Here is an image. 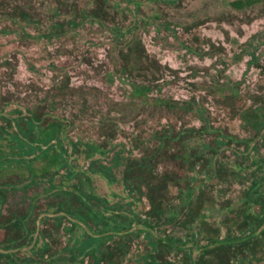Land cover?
<instances>
[{
  "label": "rangeland",
  "instance_id": "374dc122",
  "mask_svg": "<svg viewBox=\"0 0 264 264\" xmlns=\"http://www.w3.org/2000/svg\"><path fill=\"white\" fill-rule=\"evenodd\" d=\"M244 1L250 0H0V10L24 11L32 20L15 33L1 30L7 24L0 22V108L25 109L46 99L54 116L69 121L68 136L77 143L72 163L88 170L83 190L116 207L138 198L135 213L161 238L155 264H264V248L252 256L237 244L219 250L212 242L240 235L235 223L248 186L259 177L256 164L264 161V131L255 133L240 119L250 108H264V0L241 8ZM135 42L153 72L120 77L121 53ZM161 132L185 137L188 152L173 142L167 153L190 155L193 164L184 173L166 155L157 156L151 187L128 192L125 167L158 146ZM92 141L107 152L87 156L82 142ZM113 144L122 156L107 183L89 163L109 164ZM13 145L0 135V150ZM179 175L189 181L174 182ZM4 176L0 186L15 181ZM33 191L8 188L1 209L22 212ZM39 204L44 207V198ZM42 209L51 222L56 212ZM153 210L160 215L145 216ZM42 217L39 228L46 224ZM141 228L137 223L128 237L107 239L110 247L122 243L123 253L115 247V264H141V256L149 264L147 239L153 237ZM89 240L75 247L84 252Z\"/></svg>",
  "mask_w": 264,
  "mask_h": 264
},
{
  "label": "trees",
  "instance_id": "16d2710c",
  "mask_svg": "<svg viewBox=\"0 0 264 264\" xmlns=\"http://www.w3.org/2000/svg\"><path fill=\"white\" fill-rule=\"evenodd\" d=\"M256 2L257 0H250L238 4L244 8ZM24 14L27 13L17 11L14 8L0 10V22L7 24L1 30L15 33L19 32L22 26H29V22L32 20H29ZM121 59L120 77L136 79V74L139 77L142 76L141 73H143L144 68L148 72H153V63L140 42L132 44L125 55L121 53ZM251 61H256V58L252 57ZM140 86H143L142 83ZM45 101L46 99L33 107L14 108L7 112L4 111L6 106L0 108V135L7 134L14 143L10 150H0V174H4V178H15V181H7L0 186V230L4 231V237L0 240V247L4 248L0 252V262L4 261L11 264L12 253L24 248V256L21 255L19 260L21 263L49 264V259L46 260L45 258L49 244L44 239L58 234L46 232H59L64 229L69 231L82 230L78 235L75 233L72 235L73 239L77 240L78 243L82 242V245H84V241L90 239V246L86 247L83 252L84 255H91L93 249L100 247V253L94 260L95 263L104 264L105 262V264H109L113 261V253L101 248L104 244L103 241L113 235L120 237L131 235L132 226L137 223L142 225L140 232L153 237V240L147 239V243L152 247V253H147L152 258L147 263L156 261L153 252L155 247L161 243V238L153 235L154 227L152 224L146 219H139L132 210L131 217L125 215L121 219L108 217L103 214L105 211L97 212L95 210L97 204L106 206L107 203L100 197L91 193L88 194L83 190L82 178H87L84 175L88 173V170L79 169L72 163L70 154L77 143L75 144L68 136L70 123L66 119L54 116L45 105ZM7 103L9 101L5 105ZM240 119L245 126L255 133L259 134L264 131V108H250L240 114ZM13 126L15 129L9 131L8 128ZM178 138L176 134L169 137L165 132L158 133L156 135L158 146L153 150L146 151L134 163L125 167L122 179L128 192L132 194L135 191L141 192V185H145L147 188L151 187L152 182H154V159L157 156L166 155L175 161V167L179 171L185 173V167L188 168L193 164L190 155H177L176 152L167 153L168 150L172 149L171 144L173 142L180 144L185 153L191 149V146L185 142V137ZM82 145L85 154L89 157L96 153L103 155L108 150V147L96 141L82 142ZM110 147L111 150L113 149V153L109 159V164H104L98 159L89 163V167H92L91 171L101 175L107 183H111L113 180L112 165H116L122 156L120 153L122 149L115 150L116 144ZM256 167L259 177L248 186L241 220L235 223L240 235H228L219 240L213 239L212 242L218 246L217 248L224 249L237 244L247 249L252 256L255 255L254 250L256 248L260 250L264 248V161L258 162ZM61 171L63 172L60 174ZM184 173L181 174L185 175ZM174 180V182L184 184L189 181L187 177L183 178L181 175ZM8 188H20L25 192L23 195L28 189L35 188L33 195L27 198L29 203L22 212L8 211L5 213L1 209L2 199ZM148 197L152 203L150 195ZM41 198L46 201L44 207L39 204ZM88 198H93L95 202L89 203ZM136 202H138V198L132 200L131 204ZM254 204L259 206L258 210H251V206ZM45 207H51L52 212H56L51 222L45 215L46 210L42 209ZM160 213L159 210H153L147 212L146 216L152 214L153 217H158ZM41 215L43 216L42 222L46 224L39 228L36 222ZM66 220L71 222L70 227L65 225L64 221ZM112 222H114L113 225H111ZM79 223L83 226H80ZM121 244L119 242L116 247L118 251L121 250L123 253ZM172 244L174 245V243ZM2 257L5 259L2 260ZM140 259L143 262V256Z\"/></svg>",
  "mask_w": 264,
  "mask_h": 264
},
{
  "label": "flooded vegetation",
  "instance_id": "af4514ba",
  "mask_svg": "<svg viewBox=\"0 0 264 264\" xmlns=\"http://www.w3.org/2000/svg\"><path fill=\"white\" fill-rule=\"evenodd\" d=\"M88 194H90V193H88ZM87 200H88L89 203L95 202V200L93 198H88ZM103 201H105V200H103ZM105 202L107 203V201H105ZM135 204H131V202H128V203L124 204L126 207L124 205H121V204L119 205V207H116L114 205H108V203H107L106 206H104V205L102 206V205H98L97 204V206H95V210H97V212L98 211H101V212L105 211V213H103V214L107 215L108 217L121 219L122 217H125V215H127V217H131V210L133 211L134 215L137 216V214L135 213V210H134L135 209ZM115 208L121 209V212L116 211ZM145 216H146V213H145ZM67 219H70V218H67ZM66 221L68 222V225L67 224H65V225L67 227H70L71 226V222L69 220H66ZM66 221H64V223ZM113 224H114V222L111 223V225H113ZM79 225L83 226L81 223H79ZM81 232H82V230L81 231H79V230L69 231V230H64V229H61L59 232H54V231L46 232V233H49V234H54V233L58 234L57 236H49V237L44 239V241L49 244V250H48V252L46 253V256H45L46 260L49 259V264H79L80 259L83 260L84 257H89L92 260V264H96L94 260H95V258L97 256V254L100 253L99 252L100 247H98L96 249H93V252H92L91 255H89V254L84 255V253L82 251L77 249L78 248L77 246H76L77 248L72 246V245H76L78 243L77 240L73 239V235L72 234L75 233V235H78ZM123 233H124V231H123ZM62 234H64V235H62ZM67 234H68V238L66 237ZM115 236L116 235L110 236L108 239L114 238ZM65 237H66L65 244L63 246H61L62 245V243H61L62 241L61 240H62V238H65ZM125 237H128V235H125ZM119 238H124V237H120L119 236ZM106 241H103L104 244H103V246L101 248L103 250H107V251L113 253V255H114V253H115L114 250H115L116 245L110 247L109 244L106 243ZM3 249H4L3 247H0V252H2ZM157 249H158V247H155V251ZM217 249L225 250V248L224 249L223 248H217ZM12 250H14V249H12ZM151 250H152V247H151ZM12 258L14 260L12 259L11 264H27V263H24V262L21 263L19 261L20 260V255L17 254V251L12 253ZM1 259L3 260L5 258L2 257ZM158 262L159 263H163V264L165 263V262H160V261H158ZM0 264H8V263H5L4 261H1ZM28 264H35V263L33 262V263H28ZM37 264H42V263H37ZM97 264H103V263H97ZM111 264H115V263L112 261ZM141 264H146V263L141 262ZM149 264H154V263H149Z\"/></svg>",
  "mask_w": 264,
  "mask_h": 264
},
{
  "label": "water",
  "instance_id": "95a60500",
  "mask_svg": "<svg viewBox=\"0 0 264 264\" xmlns=\"http://www.w3.org/2000/svg\"><path fill=\"white\" fill-rule=\"evenodd\" d=\"M147 203V202H146Z\"/></svg>",
  "mask_w": 264,
  "mask_h": 264
}]
</instances>
